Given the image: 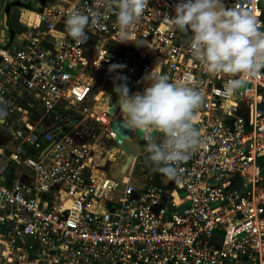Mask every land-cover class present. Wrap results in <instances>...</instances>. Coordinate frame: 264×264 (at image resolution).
Returning a JSON list of instances; mask_svg holds the SVG:
<instances>
[{
	"label": "built area",
	"instance_id": "1",
	"mask_svg": "<svg viewBox=\"0 0 264 264\" xmlns=\"http://www.w3.org/2000/svg\"><path fill=\"white\" fill-rule=\"evenodd\" d=\"M58 1L15 7L18 25L5 15L6 42L0 34V127L9 130L0 142V264H264V69L241 74L245 85L226 100L231 77L205 72L168 27L178 0H149L123 43L99 0ZM224 4L250 9L264 30V0ZM72 8L90 17L84 43L66 31ZM113 63L142 89L156 64L170 81L191 74L204 91L200 145L165 187L107 177L75 136L84 118L110 129L116 114L96 115L91 92L94 73Z\"/></svg>",
	"mask_w": 264,
	"mask_h": 264
},
{
	"label": "clouds",
	"instance_id": "2",
	"mask_svg": "<svg viewBox=\"0 0 264 264\" xmlns=\"http://www.w3.org/2000/svg\"><path fill=\"white\" fill-rule=\"evenodd\" d=\"M148 3L149 0H99L100 6L106 5L115 13L118 42L130 41L129 30ZM89 21V15L76 8L69 9L65 19L68 35L84 43ZM167 23L170 30L186 37L191 55L202 62L205 72L231 77L221 91L226 100L245 85V80L238 78L241 74L252 76L264 69V30L250 9L226 7L224 0H178ZM124 67L113 63L108 71ZM155 67L156 64L142 77L146 82L143 90L131 94L127 77H115L121 82L114 83L118 99L113 107L119 110L120 126L138 132L145 140L144 147L154 171L175 180L180 175L178 165L187 161L201 142L195 119L204 103V91L191 74L170 81L168 75L154 70ZM6 116L7 112L0 109V122ZM153 133L162 134L159 142Z\"/></svg>",
	"mask_w": 264,
	"mask_h": 264
},
{
	"label": "crops",
	"instance_id": "3",
	"mask_svg": "<svg viewBox=\"0 0 264 264\" xmlns=\"http://www.w3.org/2000/svg\"><path fill=\"white\" fill-rule=\"evenodd\" d=\"M43 4L46 6H50V7H56L59 5V1L58 0H42L41 4L36 5L37 6L36 8H38L39 6H42ZM35 16L36 15L33 13H28V12L23 13V18L25 19L28 18V20L31 22L35 19ZM11 24L14 25L13 27L18 25L17 21L15 23L17 25L13 23ZM111 73L113 76H116V77L120 75L118 73H115L114 71ZM111 73L109 71L105 74L98 73V76H97L98 78L100 77V75H103L101 76L103 78L101 79L102 81L100 82H98L97 77L94 75V86L92 88L91 95H92V107L96 115L99 114V112L109 110L111 106L114 104L115 100L118 99V96L116 95V93H114L113 89L109 92L108 95H107V92L104 91L105 89L104 82L107 81V77L109 78L111 77L110 76ZM120 82H121L120 80L119 81L115 80L114 83L118 84ZM126 83L129 88L130 94L136 91L143 90L142 87H140L139 85H137L135 82H133L132 80L128 78L126 80ZM117 117H119V110H117V113L114 117L111 116L110 118L113 121V119ZM75 136L79 141L86 140L92 145L93 161L98 166V169L102 172V174L106 175L107 177L112 178L117 181L130 177L132 182L135 184L134 173L135 171L137 172L139 171L141 172V174H140V177L138 178L139 180L137 181V183H139L141 186H138L135 184L136 186L144 187L151 183L158 184L164 187L167 186L169 182L167 177H165L164 175L160 174L157 171H154L153 166L149 162L148 153L146 152L145 147H144L146 142L138 132L132 131V136L129 139L130 142H136L137 140H141L140 145H137L138 150L135 149L134 151L135 152L134 155L126 153L120 147L119 148L121 150L117 147L116 149H113V150L110 149L109 147L111 146V144L115 143L111 135L110 129L108 128L107 125L100 124L99 122H97L93 117L92 119L84 118L81 121V123L76 128ZM7 138H9V130H7L6 127L1 126L0 127V142H3V140ZM110 141H113V143H110ZM118 151H120L121 155L126 154L128 160H130L129 165H127L126 162L123 165L118 164V160H116L114 157V154L117 153ZM111 156L112 158H110ZM136 165L139 166L138 169H136L137 168ZM115 169L116 171H114ZM131 170H132V173L130 175ZM18 174H19L18 175L19 178L21 179L25 178L22 175L24 174L22 170H20ZM142 178L143 180H141Z\"/></svg>",
	"mask_w": 264,
	"mask_h": 264
},
{
	"label": "rangeland",
	"instance_id": "4",
	"mask_svg": "<svg viewBox=\"0 0 264 264\" xmlns=\"http://www.w3.org/2000/svg\"><path fill=\"white\" fill-rule=\"evenodd\" d=\"M10 1H12V0H0V34L3 32L4 34H5V36H4V40H5V42H6V39H7V37H8V29H6L5 28V22H4V17H5V11H4V8H5V4H6V2H10ZM23 1H26V0H23ZM28 2H29V4L28 5H30L31 7L33 6V8L34 9H37L36 7V5H39V4H41V2H42V0H27ZM17 13H18V11L17 10H14V8H12L11 9V14L9 15V23L11 24V23H13V24H15L16 23V19H17ZM18 24V23H17ZM17 24H15V25H17ZM108 71L107 70H101V71H98L97 73H94V75L97 77L98 76V73L99 74H105V73H107ZM111 73V72H110ZM116 73V72H115ZM97 74V75H96ZM94 75H93V77H94ZM101 76H103V75H100V77L98 78L97 77V80H98V82H100V81H102L101 79L103 78V77H101ZM111 77L109 78V77H107V81L106 82H104V86H105V89H104V91H106L107 92V95L109 94V92L113 89V91H114V82H115V80H117V81H119L118 79H114L116 76H113L112 75V73H111V75H110ZM114 80V81H113ZM133 87H135V86H133ZM114 93H115V91H114ZM100 96H101V94H100ZM90 132V131H89ZM88 132V133H89ZM110 143H113V141H110ZM116 147L117 148H119V146L118 145H116L115 143H113V144H111V146L109 147L110 149H116ZM120 149V148H119ZM121 150V149H120ZM113 155V154H112ZM114 157H115V159L116 160H118V164H124L125 162L127 163V165H129V163H130V160H128V158H127V156H126V154L125 155H121L120 154V151H118L117 153H115L114 154ZM110 158H112V156L110 157ZM111 160H113V159H111ZM129 161V162H128ZM137 166V165H136ZM136 168V167H135ZM139 168V166H137V168L136 169H138ZM117 169V168H116ZM116 169L114 170V171H116ZM140 174H141V172H137V171H135V173H134V182H135V184L136 185H138V186H141L139 183H137V181L139 180L138 178L140 177ZM141 180H143V178L141 179Z\"/></svg>",
	"mask_w": 264,
	"mask_h": 264
},
{
	"label": "water",
	"instance_id": "5",
	"mask_svg": "<svg viewBox=\"0 0 264 264\" xmlns=\"http://www.w3.org/2000/svg\"><path fill=\"white\" fill-rule=\"evenodd\" d=\"M29 4V2L23 1V0H12L10 2H6L5 4V15H7L10 11V8H15V7H24L27 6ZM13 34V32L11 31V35ZM117 100H115L113 105H116ZM113 105L111 106V108L108 110L110 114H116L117 110L116 108L113 107ZM110 130L114 133V141L116 143V145H118L120 148H122L126 153L129 154H135V149L138 150L137 145H140L141 140H137L136 142H130L129 139L132 136V131H128L123 129L120 126V114L119 117L115 118L111 124H110Z\"/></svg>",
	"mask_w": 264,
	"mask_h": 264
},
{
	"label": "bare ground",
	"instance_id": "6",
	"mask_svg": "<svg viewBox=\"0 0 264 264\" xmlns=\"http://www.w3.org/2000/svg\"><path fill=\"white\" fill-rule=\"evenodd\" d=\"M32 20H33V18H32ZM37 20H38V18H37V16H35V19L32 21V22H37ZM31 22V21H30ZM70 204V202H66V206H68Z\"/></svg>",
	"mask_w": 264,
	"mask_h": 264
},
{
	"label": "flooded vegetation",
	"instance_id": "7",
	"mask_svg": "<svg viewBox=\"0 0 264 264\" xmlns=\"http://www.w3.org/2000/svg\"><path fill=\"white\" fill-rule=\"evenodd\" d=\"M11 14V8H10V11H9V13L7 14V17L9 18V15Z\"/></svg>",
	"mask_w": 264,
	"mask_h": 264
}]
</instances>
